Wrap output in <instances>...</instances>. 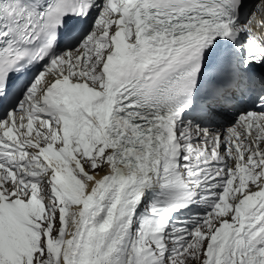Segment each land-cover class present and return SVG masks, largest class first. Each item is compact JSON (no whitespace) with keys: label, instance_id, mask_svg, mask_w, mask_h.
Segmentation results:
<instances>
[{"label":"snow or ice","instance_id":"snow-or-ice-1","mask_svg":"<svg viewBox=\"0 0 264 264\" xmlns=\"http://www.w3.org/2000/svg\"><path fill=\"white\" fill-rule=\"evenodd\" d=\"M89 8L93 30L57 54L65 17ZM245 8L0 0V264H264V93L226 128L181 119L198 78L209 74L211 108L264 63V0L238 23ZM242 33L243 68L207 62ZM21 61L43 64L17 96ZM149 188L161 191L133 234ZM193 202L208 210L171 219Z\"/></svg>","mask_w":264,"mask_h":264}]
</instances>
